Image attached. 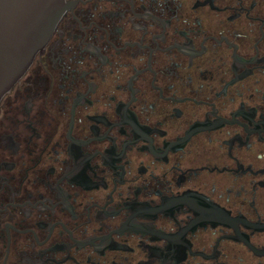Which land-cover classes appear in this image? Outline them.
<instances>
[{"label": "flooded vegetation", "instance_id": "1", "mask_svg": "<svg viewBox=\"0 0 264 264\" xmlns=\"http://www.w3.org/2000/svg\"><path fill=\"white\" fill-rule=\"evenodd\" d=\"M0 264H264V0H64L0 100Z\"/></svg>", "mask_w": 264, "mask_h": 264}, {"label": "water", "instance_id": "2", "mask_svg": "<svg viewBox=\"0 0 264 264\" xmlns=\"http://www.w3.org/2000/svg\"><path fill=\"white\" fill-rule=\"evenodd\" d=\"M64 0H0V100L43 47Z\"/></svg>", "mask_w": 264, "mask_h": 264}]
</instances>
